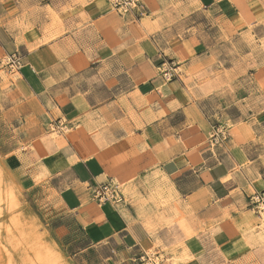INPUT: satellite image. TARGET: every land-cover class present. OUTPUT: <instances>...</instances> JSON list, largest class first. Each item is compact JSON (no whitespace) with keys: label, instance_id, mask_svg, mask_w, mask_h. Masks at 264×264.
<instances>
[{"label":"crops","instance_id":"crops-1","mask_svg":"<svg viewBox=\"0 0 264 264\" xmlns=\"http://www.w3.org/2000/svg\"><path fill=\"white\" fill-rule=\"evenodd\" d=\"M140 1L119 13L112 0H0V45L71 127L26 159L64 186L89 246L264 264V210L250 202L264 192V0ZM110 180L128 185L125 208L94 200Z\"/></svg>","mask_w":264,"mask_h":264},{"label":"rangeland","instance_id":"rangeland-1","mask_svg":"<svg viewBox=\"0 0 264 264\" xmlns=\"http://www.w3.org/2000/svg\"><path fill=\"white\" fill-rule=\"evenodd\" d=\"M8 55L0 45V264H154L152 256L121 254L110 242L89 246L73 228L59 200L64 186L50 184L25 153L36 138L55 137L71 127L60 123L55 104L10 66ZM115 182L125 208L128 185Z\"/></svg>","mask_w":264,"mask_h":264},{"label":"built area","instance_id":"built-area-1","mask_svg":"<svg viewBox=\"0 0 264 264\" xmlns=\"http://www.w3.org/2000/svg\"><path fill=\"white\" fill-rule=\"evenodd\" d=\"M112 5L119 13H130L133 11L140 12L142 9V3L140 0H112ZM7 61L11 67L16 69H21L23 66L21 57L17 52L9 54ZM161 73L167 80L178 76L176 68L169 65L168 62L162 63ZM222 135L223 133L216 129V132L210 139L212 146H216L220 143ZM93 198L100 204L111 203L114 205L122 203L125 200L124 193L122 192L120 185L113 180L95 185L93 188ZM250 202L257 210H264V192H256L252 197H250ZM152 263L157 264L155 260H152Z\"/></svg>","mask_w":264,"mask_h":264},{"label":"bare ground","instance_id":"bare-ground-1","mask_svg":"<svg viewBox=\"0 0 264 264\" xmlns=\"http://www.w3.org/2000/svg\"><path fill=\"white\" fill-rule=\"evenodd\" d=\"M119 204V203H118Z\"/></svg>","mask_w":264,"mask_h":264}]
</instances>
